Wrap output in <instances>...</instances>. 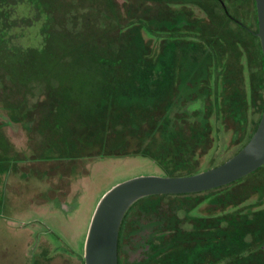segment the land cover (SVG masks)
Masks as SVG:
<instances>
[{"label":"flooded vegetation","instance_id":"obj_1","mask_svg":"<svg viewBox=\"0 0 264 264\" xmlns=\"http://www.w3.org/2000/svg\"><path fill=\"white\" fill-rule=\"evenodd\" d=\"M57 1L53 3L61 4ZM147 1L151 3L152 14L128 17L117 31L113 30L116 27L110 26L109 20L101 24L98 35L95 31L91 34L83 32L85 41L75 40L74 46L61 43L62 37L60 42L50 40L41 25V46L18 50L37 49V76L19 80L18 84L7 76L0 78L3 88L0 96L1 170L6 165L3 159L10 160L1 153L10 150L7 132L12 131L16 122L21 126L24 124L37 140L34 146L18 150L26 152L20 158L25 169L27 166L37 168V159L39 162L74 163L78 167L90 159L142 155L151 158L165 175L181 176L203 171L200 170L202 164L218 154L221 143H225L227 153L222 159L224 162L248 142L264 109V56L258 36L256 0ZM156 3H161V8L154 11ZM40 16L38 14L37 18ZM120 18L114 16L112 21L122 23ZM142 22L147 30H141L145 47L141 49L144 55L140 58L147 62L134 65L142 70L162 68L166 87L160 90L161 95L144 97L146 104L141 107V112L135 107L132 112L126 109L125 115L121 116L122 108L118 107L119 112L114 111L118 116L114 126L101 132L104 115L94 112L93 118H89L95 99L72 95V87L82 82L77 77V70L92 69L94 62L90 54L104 52L105 43L100 48L94 47L92 41L95 38L105 41L107 37L117 38L123 27L130 29L134 24L141 28ZM4 33L0 39V44L4 45V61L18 60V56L10 51L19 35L12 31ZM129 33L133 37L142 36L137 30ZM156 37L160 40L154 41ZM23 68L26 65H22ZM1 69L9 72L4 66ZM9 82L24 87V90L16 95L9 90ZM39 90L45 93L37 95ZM30 96L38 99L33 105L29 104ZM132 96L135 100L143 97ZM128 114L131 115L126 118ZM42 119H45V127L41 124ZM49 120L54 126H49ZM88 123L91 124L90 131L85 129ZM74 124L79 132L77 136L73 135ZM59 125L69 127L68 141L66 137L60 141ZM37 144L45 149L42 154L37 153ZM215 144V151L210 152ZM57 167L39 170L67 178ZM68 185L67 178L63 192L68 190ZM226 185H229L226 189L220 188L222 185L198 192L159 194L164 196L136 201L137 204L126 212L120 227L118 256L120 251L121 264H166L171 244H175L174 248L186 245L194 250L206 242L201 236L208 230L213 238L209 250H200L205 257L200 264H234L248 256L264 262V217L259 222L258 233L246 234L243 248H233L227 254L218 255L215 238L220 216L235 212L250 218L257 213L264 215V164L239 182ZM165 199L168 202L165 203ZM227 223L223 220L220 225L228 227ZM45 242L49 243L47 239ZM45 242L40 238L38 248L41 258L50 264L48 258L58 251L54 246L51 251L47 249ZM138 249L139 254L133 255ZM73 256L85 264L84 255L71 251L70 257ZM149 256L151 258L147 260Z\"/></svg>","mask_w":264,"mask_h":264},{"label":"rangeland","instance_id":"obj_2","mask_svg":"<svg viewBox=\"0 0 264 264\" xmlns=\"http://www.w3.org/2000/svg\"><path fill=\"white\" fill-rule=\"evenodd\" d=\"M57 2L62 5L52 4L58 7L57 18L66 21L75 32L91 34L90 32L95 31V35L102 30L100 28L102 23L114 20L113 10L121 16L120 20L123 24L128 17L146 16L149 12L152 14L151 3L147 0H58ZM154 5V11L156 8L158 10L161 8V3ZM32 8L26 1L16 3L15 15L26 16L31 22L26 26L12 29V33L19 36L14 43L15 50H9L10 53L18 55L17 50L21 47L41 46L42 34L39 32L44 16L42 14L37 18V8L34 14ZM92 42L95 43L94 47L99 48L104 43L107 48L108 44H114L113 48H115L117 43L116 39L111 37H107L106 41L95 38ZM21 53L26 55L27 52ZM6 76L11 80L12 73L0 68V78ZM8 88L16 95L24 90V87L13 86L10 82ZM2 91L3 88L0 87V96ZM42 93L45 91L39 90L36 94ZM37 100L36 96H30L29 104L33 105ZM13 125L12 131L9 129L10 131L7 132L9 137L7 144L10 150L1 153L4 158L10 160L3 159L6 165L3 170L0 168V264H47L41 258L38 248L40 238L43 242L46 239L49 242H45L47 249L51 251V247L54 246L58 251L48 258L50 264H82L78 257H70L71 251L76 255H84V243L91 219L103 194L113 185L138 175H165L151 158L142 155L90 159L78 167L74 163L55 160L39 162L37 159V168L30 169L27 166L28 169H25L23 168L25 163H22L20 158L26 152L18 150L24 147L28 149L30 145L34 146L37 140L35 134L27 130L24 124L21 126L20 122H16ZM37 146V153L42 154L45 149L42 145L37 144ZM215 149L216 144L210 152ZM226 156L225 143H221L218 154L208 158L200 170L222 162ZM56 166L69 179L66 192H63L67 180L64 175L65 178L58 173L53 175L47 171H40ZM164 202L168 200L165 199ZM139 250L133 252V255H138Z\"/></svg>","mask_w":264,"mask_h":264},{"label":"trees","instance_id":"obj_3","mask_svg":"<svg viewBox=\"0 0 264 264\" xmlns=\"http://www.w3.org/2000/svg\"><path fill=\"white\" fill-rule=\"evenodd\" d=\"M28 2L30 6H32L33 14L35 8L38 9L36 14L42 15L45 17V21H43V30L47 35H50V40L54 41V39L61 41V37L64 39L61 43L68 42V45L73 44V39L80 41H85L83 38L85 36L82 35L81 32H75L73 27L71 28L66 21L63 19L57 18V6L53 5V2H45L43 0H0V39L5 35L4 32L8 33V31H12L15 26H26L31 22V19L28 17H23L15 15L16 3L17 2ZM60 6H62L60 4ZM114 16H118L116 11ZM128 13V12H127ZM32 14V15H33ZM36 18V17H35ZM21 20V21H20ZM117 20V17H116ZM115 20L110 22L113 30H118L120 26H123V23H117ZM118 21V20H117ZM17 22V23H15ZM17 24V25H13ZM74 24V23H73ZM145 23H141L140 25H144ZM160 24V23H158ZM139 26V25H138ZM133 26L128 28H122L121 33L116 39V46L114 44H108V48L105 46L103 53H91L90 58L94 62V67L90 70H77V77L82 79V82L79 84H75L72 87V95L74 96H92L95 99V107L91 108L90 119L95 115L94 112L99 115H104V125L101 127V132L108 131L109 128L114 126V122L118 116L114 112L118 110V107H121V116L125 115V110L132 112L135 107L138 111L141 112V107L144 108L145 99L147 95L157 94L161 95V91L163 87H166L163 84V80L165 79L162 76V68H145L141 69L139 66H135V63H145L146 60L143 61V58H140L144 55V52H141L143 42L145 40L144 35H142L141 30H147L146 26ZM3 30V31H2ZM133 30H137L142 36L135 35L133 37L130 33ZM51 33V34H50ZM150 34V33H149ZM69 36V37H68ZM150 36H153V34ZM154 41L160 40L158 37L153 39ZM51 42V41H50ZM148 42V41H147ZM150 42V41H149ZM67 44V43H66ZM74 45V44H73ZM81 45V44H80ZM152 45V44H151ZM66 46V45H65ZM76 46V45H74ZM85 46V45H84ZM3 44H0V68L4 66L6 70L8 69L9 73H12L11 79H13L15 84H18L17 81L33 78L37 76V54L36 50L25 49L26 55H23L21 51H18L19 54H15L18 56L17 59H13L9 62H5L3 57L5 56V52H3L2 48ZM113 48V49H112ZM26 57L21 59L22 57ZM161 58H159V61ZM80 61V60H78ZM159 64V63H158ZM26 65V68H20V66ZM134 65V67H132ZM13 66L12 68H9ZM12 71V72H11ZM153 90V93H152ZM56 94V93H55ZM134 94L142 95L143 97L135 100L132 98ZM132 96V97H130ZM146 108V107H145ZM79 110V109H77ZM101 113V114H100ZM128 113V112H127ZM131 114L126 115L130 116ZM97 117V116H96ZM60 123V122H59ZM58 123V124H59ZM41 124L45 127V119H42ZM136 124V123H135ZM54 126L50 123L49 126ZM58 136L61 142L64 141L66 137L67 141L70 138L69 127L65 125H59ZM50 130L54 132L52 127ZM87 131H90L91 124L85 127ZM96 130H100V127H96ZM92 133V132H91ZM79 134L77 130V125H73V135L77 136ZM66 141V142H67ZM242 179V178H241ZM241 179L235 180L234 182H239ZM229 185H224L220 188L226 189ZM161 197L164 195H150L146 197ZM144 197V198H146ZM137 202L141 201L142 199ZM226 198V196H225ZM135 202V204H137ZM133 204L132 206H135ZM131 206V207H132ZM129 208V210L131 209ZM128 210V212H129ZM128 214V213H127ZM264 217V215L257 213L254 218H250L249 215L239 214L235 212V214L229 216H220L217 219V229H216V251L218 255L227 254L231 249L243 248L245 246L243 240L248 232L258 233L260 231L259 222ZM223 220L227 221L228 227L221 226ZM232 229V230H231ZM122 232V229L120 233ZM213 238L211 231H206L202 234L201 239L206 240V242L200 244L194 250L192 248H188V246L184 245L180 248H174L175 244H171L169 246V257L165 261L167 264H200L204 261V253L200 252V250L210 249V241ZM120 241V240H119ZM257 247L259 246L256 244ZM119 250H120V242H119ZM209 255V252H208ZM155 257V256H154ZM151 256L148 257L149 260ZM160 258H162L160 256ZM119 264H121V255L119 251ZM234 264H264L261 260H256L255 257L248 256V258L243 259Z\"/></svg>","mask_w":264,"mask_h":264},{"label":"water","instance_id":"obj_4","mask_svg":"<svg viewBox=\"0 0 264 264\" xmlns=\"http://www.w3.org/2000/svg\"><path fill=\"white\" fill-rule=\"evenodd\" d=\"M258 36L264 56V0H256ZM264 164V109L248 142L219 165L194 174L138 175L113 185L100 198L84 243L85 264H119L118 239L128 209L150 195L209 190L238 180Z\"/></svg>","mask_w":264,"mask_h":264}]
</instances>
